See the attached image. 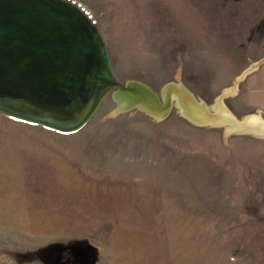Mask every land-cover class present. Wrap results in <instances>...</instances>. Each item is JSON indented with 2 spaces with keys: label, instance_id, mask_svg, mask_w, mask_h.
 <instances>
[{
  "label": "rangeland",
  "instance_id": "374dc122",
  "mask_svg": "<svg viewBox=\"0 0 264 264\" xmlns=\"http://www.w3.org/2000/svg\"><path fill=\"white\" fill-rule=\"evenodd\" d=\"M74 1L100 30L116 79L158 95L181 82L212 105L264 64V0ZM251 74L224 97L238 118H264ZM117 89L72 131L0 110V264L27 258L20 248L47 259L76 243L130 264H259L264 138L196 124L175 98L164 117L119 111Z\"/></svg>",
  "mask_w": 264,
  "mask_h": 264
},
{
  "label": "water",
  "instance_id": "95a60500",
  "mask_svg": "<svg viewBox=\"0 0 264 264\" xmlns=\"http://www.w3.org/2000/svg\"><path fill=\"white\" fill-rule=\"evenodd\" d=\"M114 86L119 111L147 103L162 108L164 117L171 108L162 90L158 95L136 81L116 79L100 30L74 0H0L1 111L72 131ZM186 97L194 123L224 126L230 121L240 126L233 132H245L231 114L217 118L208 103L187 91ZM124 98L129 105L121 102Z\"/></svg>",
  "mask_w": 264,
  "mask_h": 264
},
{
  "label": "bare ground",
  "instance_id": "6f19581e",
  "mask_svg": "<svg viewBox=\"0 0 264 264\" xmlns=\"http://www.w3.org/2000/svg\"><path fill=\"white\" fill-rule=\"evenodd\" d=\"M257 63V62H256ZM253 67V66H252ZM252 67L247 68L246 70H244L238 77H237V81L240 80L241 78H243L249 71L252 70ZM255 70V69H254ZM237 81L235 82L234 86H232L231 88H226L224 89L221 94H219V96L215 99L214 103L212 105H208V108L212 111L213 116L215 117H222V118H226V116H229V114H231L232 117H234L239 123L243 124L244 126H242L243 131L245 132H238V133H253L256 134L257 136H261L264 138V118L261 116V114H248L243 116L242 118H238L237 116H235V114L227 107V105L225 104V102H222V99L224 97H226L227 95L233 94L236 92L237 89ZM186 91L190 92L192 95L195 96L194 93H192L185 85H183L181 82L176 83V82H170L168 84H166L163 89L162 92L164 94V99H167V95H169V97L171 98L170 100L172 101L173 98H175L176 100V104L180 110V112L186 116L188 119H191L192 116L191 114V105H192V101L189 100L186 97ZM196 97V96H195ZM196 99L199 102H205L203 99H199L196 97ZM125 102V106L129 105L130 102L124 98L121 100V102ZM206 103V102H205ZM193 106V105H192ZM142 107L144 109H146L148 112L154 114L157 117H162L161 115H163V110L162 108H159L158 106L155 105H148L143 104ZM156 108L160 109V111L163 112H155ZM152 111V112H151ZM201 113H199L200 115ZM200 117L203 118H207L204 114L200 115ZM216 119V118H214ZM228 130L230 131H234V130H238L240 128L239 125L232 123V122H228L227 124L224 125Z\"/></svg>",
  "mask_w": 264,
  "mask_h": 264
},
{
  "label": "crops",
  "instance_id": "0c3cea01",
  "mask_svg": "<svg viewBox=\"0 0 264 264\" xmlns=\"http://www.w3.org/2000/svg\"><path fill=\"white\" fill-rule=\"evenodd\" d=\"M254 69L251 72L250 71L248 72L249 74L252 73L249 77L250 82L252 81L250 84V89H249L251 92L250 99H254L255 102L259 104V106L264 107V104H261L262 102L259 103V100H258L259 98L264 100V64H262L261 67L257 69L254 68ZM31 250L32 249H26V248L17 249V253L18 252L27 253L25 254L27 258H25L24 260L22 259L21 261H18V259H16L15 257L14 263L12 264H52L51 259L50 260L48 259L50 256L52 257V253H50V251L47 253V259H46L41 253H39L40 256H38L37 254L35 255L30 254L34 252ZM124 257L125 255L117 254V253H114L109 256H106L105 254H102V253H98V257H97L98 259L96 261V264H130L129 262L124 260ZM228 264H258V262L256 260L245 259L244 261H240L239 263H236L235 261L232 260V261H229ZM259 264H264V244H262L260 247Z\"/></svg>",
  "mask_w": 264,
  "mask_h": 264
},
{
  "label": "trees",
  "instance_id": "16d2710c",
  "mask_svg": "<svg viewBox=\"0 0 264 264\" xmlns=\"http://www.w3.org/2000/svg\"><path fill=\"white\" fill-rule=\"evenodd\" d=\"M96 251L94 247L76 243L72 245H57L53 248L52 264H95Z\"/></svg>",
  "mask_w": 264,
  "mask_h": 264
}]
</instances>
